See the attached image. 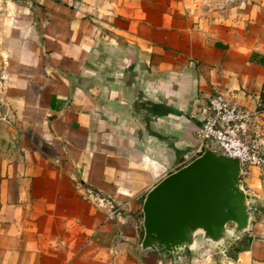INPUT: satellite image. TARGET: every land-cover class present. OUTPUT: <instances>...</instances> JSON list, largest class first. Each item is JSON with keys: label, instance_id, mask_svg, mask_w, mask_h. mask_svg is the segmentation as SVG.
Listing matches in <instances>:
<instances>
[{"label": "crops", "instance_id": "1", "mask_svg": "<svg viewBox=\"0 0 264 264\" xmlns=\"http://www.w3.org/2000/svg\"><path fill=\"white\" fill-rule=\"evenodd\" d=\"M192 1L0 0V264H168L142 206L195 160L199 109L221 92L264 131V0L209 21ZM242 178L240 252L181 264H264V172Z\"/></svg>", "mask_w": 264, "mask_h": 264}, {"label": "water", "instance_id": "2", "mask_svg": "<svg viewBox=\"0 0 264 264\" xmlns=\"http://www.w3.org/2000/svg\"><path fill=\"white\" fill-rule=\"evenodd\" d=\"M237 159L206 152L151 189L142 206L141 252L171 258L227 254L244 243L258 212Z\"/></svg>", "mask_w": 264, "mask_h": 264}, {"label": "built area", "instance_id": "3", "mask_svg": "<svg viewBox=\"0 0 264 264\" xmlns=\"http://www.w3.org/2000/svg\"><path fill=\"white\" fill-rule=\"evenodd\" d=\"M243 0H193L192 13L209 21L241 6ZM197 102V101H196ZM201 124L196 131L192 158L210 151L237 159L242 167L241 177L252 168L264 172V131L262 111L251 112L230 101L223 93L215 92L199 109ZM96 198L94 194H91ZM97 205L107 207L112 219L118 209L111 201L97 198Z\"/></svg>", "mask_w": 264, "mask_h": 264}, {"label": "rangeland", "instance_id": "4", "mask_svg": "<svg viewBox=\"0 0 264 264\" xmlns=\"http://www.w3.org/2000/svg\"><path fill=\"white\" fill-rule=\"evenodd\" d=\"M243 180V178L241 177V181ZM236 248V247H235ZM200 254V253H199ZM224 255V254H223ZM227 255V254H226ZM189 256V255H188ZM187 256V257H188ZM220 256V255H219ZM189 259H191V258H187V259H185L184 261H183V263L182 264H187L188 263V261H189ZM192 259H196V257L194 258H192ZM212 259H214V261L215 262H217L218 260H217V257H212ZM166 262L168 263V264H171V259H169V258H166ZM176 264H181L180 263V261L178 260V262L176 263Z\"/></svg>", "mask_w": 264, "mask_h": 264}, {"label": "trees", "instance_id": "5", "mask_svg": "<svg viewBox=\"0 0 264 264\" xmlns=\"http://www.w3.org/2000/svg\"><path fill=\"white\" fill-rule=\"evenodd\" d=\"M234 252H240L239 248H235Z\"/></svg>", "mask_w": 264, "mask_h": 264}]
</instances>
